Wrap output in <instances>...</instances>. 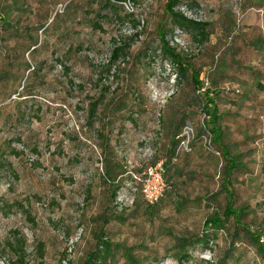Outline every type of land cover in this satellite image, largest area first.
<instances>
[{
	"label": "rangeland",
	"instance_id": "rangeland-1",
	"mask_svg": "<svg viewBox=\"0 0 264 264\" xmlns=\"http://www.w3.org/2000/svg\"><path fill=\"white\" fill-rule=\"evenodd\" d=\"M164 1L1 0L8 21L0 23V250L6 264L14 259L7 242L15 237L23 239L29 263L39 261L41 243L43 264H81L98 230L127 247L138 264H264L244 233L230 235L231 218L207 246L188 243L189 257L175 258L182 252L179 239L199 235L204 217L224 204L222 193L210 197L224 159L199 144L172 161L178 167L173 185L167 182L169 192L152 218L143 214L145 202L131 192L124 172L113 200L102 181L104 154L125 171H139L164 159L174 125L200 124L201 105L188 77L176 82L157 49ZM57 3L66 5L61 14H54ZM174 9L209 22L206 40L197 43L164 18L165 39L199 74L216 59L207 78L217 91L222 141L243 165L232 173L234 206L242 210L240 223L261 233L264 0H179ZM123 42L125 57L106 68L110 48ZM114 210L123 223L103 220ZM110 264L130 262L118 247Z\"/></svg>",
	"mask_w": 264,
	"mask_h": 264
},
{
	"label": "trees",
	"instance_id": "trees-1",
	"mask_svg": "<svg viewBox=\"0 0 264 264\" xmlns=\"http://www.w3.org/2000/svg\"><path fill=\"white\" fill-rule=\"evenodd\" d=\"M107 3L112 1L115 3L117 0H105ZM179 0H165L162 7V16L167 18L172 26H176L178 29H183L188 33L189 37L196 41L197 43H201L206 40L208 35V26L209 22L207 21H199L186 17L182 12L177 9H174L178 4ZM66 5L63 6V9L60 12H54V14H61L64 11ZM2 5L0 0V23L2 25H8V21H6L5 17L1 15ZM161 18L155 26V34L158 40V51L160 56L163 57L175 70L174 76L176 77V82L180 79H185L188 77L191 85L195 91V97L197 98L198 103H200V110L202 111V117L200 120V124L196 129L192 123L184 122L177 125H174L171 129V134L169 136L168 145L165 149L164 159H155L151 163H155L157 161H161L162 164V175L164 182L166 184L164 191L161 196L157 199V201L153 204H148L145 201V205L143 207V214L147 218H152L155 212V208L157 207L161 197L168 193L167 182L170 183V187L173 185L172 177L174 172L177 173L178 167L170 166L172 161H174L179 155L189 154L193 150V146L195 143L199 144L200 148L208 155H211L215 158H223L224 161L222 163L221 168V179L218 190L214 193L210 194V197H215L217 194L222 193L224 196V204L220 211L213 212L204 217L201 223V229L199 235H196L194 238H180L181 242V251L177 255H175L176 259L182 260V258L189 257L186 255L184 247L186 244L194 242L200 243L203 246H207L208 240H212L215 236V232L225 227V220L231 218V230L230 235L234 238L239 236L238 234L244 233L248 239H250L253 244L255 251L264 255V231L260 233V230H252L249 229L246 225L240 223L242 210L241 208L234 206V190L232 186V173L239 169L243 168V165L238 160L236 155H232L227 146L222 141L223 130L220 127L218 121L220 118V113H218L216 105H215V96L217 91L209 84V79L207 75L214 70L216 59L212 58V63H210L207 71L199 74L198 69H194L192 65L189 63V60L184 56L181 52H179L174 46L170 45L168 41L165 39L166 31L163 29V20ZM12 28H14L12 26ZM35 43H32V47ZM128 44L126 42L123 43H114L109 51V58L107 60L106 68L111 66L116 67L115 62L117 60H121L125 57L127 53ZM34 48V47H33ZM32 48V49H33ZM114 64V65H113ZM206 80V85L201 90L204 81ZM215 82L214 80H212ZM213 82H210L213 84ZM119 102V101H118ZM96 103L92 101L88 107V116L92 118L93 113H95ZM128 120H131L129 118ZM191 126L194 128L195 134L194 137L190 140L188 144V150L180 151L178 148L179 139L176 138L180 129L183 126ZM206 135L209 137V142L206 144L202 143V136ZM108 153V152H107ZM101 176L102 181L107 183V186L110 188L109 195L110 199L113 200L115 198V192L118 189L119 178L126 175L129 178V188L131 190L132 187L136 186L135 181L130 175V172H140L146 164H144L139 171H133L131 169H127L126 171L121 167L118 161L114 160L111 155L102 156L101 160ZM169 187V188H170ZM132 192V191H131ZM132 193H139V191H135ZM142 197V196H141ZM143 199V198H142ZM177 206L176 203H174ZM121 208V207H120ZM108 211V209L106 210ZM109 217L106 218L105 214H101L103 220L107 222L109 219L114 221L123 223L124 217L119 211H109ZM8 247L14 253V259L12 264H43L41 260L42 256V244H37L38 255L40 257L39 261L34 263H29L28 260L25 259V253L23 249V239L14 238V242H7ZM121 248L124 252V257L126 260L130 262V264H138L134 257L130 254L127 247L120 246L118 244H113L105 233L102 230H98L94 234V245L91 250L85 253L84 258L81 264H110V258L113 254V248ZM3 251L0 250V255Z\"/></svg>",
	"mask_w": 264,
	"mask_h": 264
},
{
	"label": "built area",
	"instance_id": "built-area-1",
	"mask_svg": "<svg viewBox=\"0 0 264 264\" xmlns=\"http://www.w3.org/2000/svg\"><path fill=\"white\" fill-rule=\"evenodd\" d=\"M62 4L57 3L54 10L60 12L63 9ZM206 85L204 81L201 90ZM195 131L191 126H183L176 138L179 139L178 148L180 151L188 150V144L194 137ZM209 142V137L206 135L202 136V143L206 144ZM162 164L161 161L155 163H148L140 172H130L131 177L136 183V186L131 188L132 192L139 191L143 200L148 204H153L161 196L165 189V182L162 175ZM7 261L4 256L0 255V264H6Z\"/></svg>",
	"mask_w": 264,
	"mask_h": 264
}]
</instances>
